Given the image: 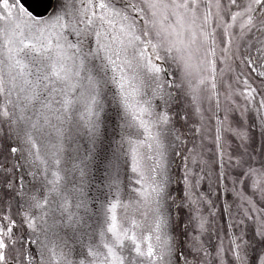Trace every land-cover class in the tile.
Instances as JSON below:
<instances>
[{"label": "snow or ice", "instance_id": "obj_1", "mask_svg": "<svg viewBox=\"0 0 264 264\" xmlns=\"http://www.w3.org/2000/svg\"><path fill=\"white\" fill-rule=\"evenodd\" d=\"M34 2L0 0V264H264V0Z\"/></svg>", "mask_w": 264, "mask_h": 264}, {"label": "rangeland", "instance_id": "obj_2", "mask_svg": "<svg viewBox=\"0 0 264 264\" xmlns=\"http://www.w3.org/2000/svg\"><path fill=\"white\" fill-rule=\"evenodd\" d=\"M240 55L242 56V50H241ZM233 68L235 70V73L233 74V82H234V76L236 74H239L241 76V79H243L244 75H246V69H245L244 65L241 64L239 60H236L235 64H233ZM234 87L239 89V88H241V85L238 83H234ZM221 92H223V87H221ZM236 99H237L238 103H240L242 106L246 103V101H244L240 97H236ZM221 100H223V96H221ZM252 107H255V104H253ZM253 131H255V129ZM91 191H92L93 195L96 194L95 188H93ZM12 212L15 213V208L12 209Z\"/></svg>", "mask_w": 264, "mask_h": 264}, {"label": "water", "instance_id": "obj_3", "mask_svg": "<svg viewBox=\"0 0 264 264\" xmlns=\"http://www.w3.org/2000/svg\"><path fill=\"white\" fill-rule=\"evenodd\" d=\"M32 8L34 11L36 12H42L43 9V5L41 3H39V0H37V2L32 3Z\"/></svg>", "mask_w": 264, "mask_h": 264}, {"label": "trees", "instance_id": "obj_4", "mask_svg": "<svg viewBox=\"0 0 264 264\" xmlns=\"http://www.w3.org/2000/svg\"><path fill=\"white\" fill-rule=\"evenodd\" d=\"M95 191H96V189H95Z\"/></svg>", "mask_w": 264, "mask_h": 264}]
</instances>
